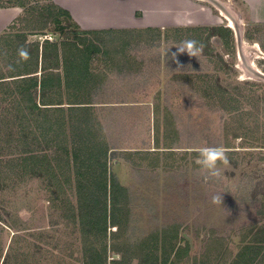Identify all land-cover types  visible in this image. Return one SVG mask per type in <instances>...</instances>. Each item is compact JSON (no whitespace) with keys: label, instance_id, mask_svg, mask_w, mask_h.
<instances>
[{"label":"rangeland","instance_id":"rangeland-1","mask_svg":"<svg viewBox=\"0 0 264 264\" xmlns=\"http://www.w3.org/2000/svg\"><path fill=\"white\" fill-rule=\"evenodd\" d=\"M261 2L260 7L253 3L251 11L258 12L253 19L241 0L83 3L90 14L80 17L99 20L100 24L105 21L142 28L128 38L124 58H113L111 66H106L108 57L102 55L94 62L97 72L106 73L107 81L104 89H97L98 111L93 114L110 149L109 173L130 197L126 235L131 243L176 225L178 237L190 244L192 256L209 249L213 238H228L235 250L239 237H233L232 232L236 235L264 217V0ZM214 27L230 29V47L211 30ZM190 28L205 30L174 32ZM157 29L160 37L156 36ZM50 36L58 39L57 35ZM37 39L36 35L31 38ZM108 39L102 36L98 41L104 43L101 48L111 51ZM190 40L202 46L196 57L178 50ZM0 47H4L3 40ZM7 51L18 57L20 47L9 43ZM202 89L211 97L203 98ZM216 91L220 96L227 91L226 98L242 101L235 116L247 114L248 135L235 139L225 135V122L234 114L224 109L228 100L221 103ZM6 107L7 103L0 102V114ZM149 114L154 145L132 144L130 132L139 135L141 125L147 128ZM166 116L177 133L174 136L170 128L168 145L163 144ZM2 134L0 131V139ZM226 140L230 148H226ZM217 146L224 148L230 165L220 178L206 179L197 158L200 149ZM19 150L0 141V264L9 254L14 233L20 240L14 245L15 255L9 264H83L78 222L73 224L66 217L71 215L67 209L76 207L71 164L66 166V175L71 176L68 184L62 177L54 179L46 174L41 178L21 176L10 164ZM31 152L44 155L47 165L58 171L55 162H48L51 151L46 146ZM218 195H222V202L214 200ZM114 256L107 253L108 263L117 259Z\"/></svg>","mask_w":264,"mask_h":264},{"label":"trees","instance_id":"trees-1","mask_svg":"<svg viewBox=\"0 0 264 264\" xmlns=\"http://www.w3.org/2000/svg\"><path fill=\"white\" fill-rule=\"evenodd\" d=\"M13 6L22 8V15L10 27L9 33L0 35V42L3 40L4 44V47H0V102L7 103L0 114V131L3 133L0 141H4L7 148L12 146L13 149H22L10 161L18 175L29 174L41 178V175L46 174L54 179L62 177V181L66 180L67 184L73 176L76 207L70 205L67 210L71 215L66 217L73 224L78 222L83 264H132L134 260L137 264H219L224 255L219 256L215 263L210 252L205 258L207 261L192 257L189 243L178 237L176 225L149 234L137 243H131L127 238L130 197L127 189L109 173V148L102 126L93 114L91 89H87V86L91 81L103 82L107 78L104 72L89 70L92 58L100 55L108 57L105 63L111 66L113 58H124L126 46L130 45L128 38L139 30L83 31L66 10L51 0H0V9ZM182 30L194 33L202 32L205 28L176 29L174 32L181 33ZM211 30L226 47H230L233 41L230 29L214 27ZM155 31L156 36L160 37L161 31ZM29 35L45 39L42 43L39 40L29 42ZM49 35H57L58 39L49 41L46 38ZM102 36L109 37L111 51L101 48L104 43L101 44L102 41L98 39ZM9 43L26 51L27 57L19 56V53L18 57L8 54ZM58 54L63 59L62 76L57 71ZM73 55L74 60L71 62L69 59ZM40 56L43 67L46 59L52 58L54 68L38 77L36 73ZM73 64L75 70L71 76L67 65ZM206 90L202 89L203 98L211 97L205 93ZM227 93L222 91L220 96L219 91H216L221 103H224ZM226 99L228 103L224 109L234 115L225 122V135L233 139L241 137L240 134L248 135L247 114L243 118V114L235 116L242 108V101L231 96ZM220 102L219 106L222 105ZM166 117L164 145L167 144L170 131L174 130V136H177L172 120ZM156 127L155 134L158 132ZM226 141V148H230L229 141ZM155 142L158 146L157 138ZM42 144L51 151L48 162H55L58 171L47 165L44 155L31 152L32 148H39ZM69 164L72 168L70 177L66 175V166L69 167ZM260 220L245 227V230L255 231L253 240L262 244L256 253L264 245V217ZM0 221H3L1 214ZM19 238L17 233L12 235L9 254H5L1 264H9L15 255L14 245ZM219 249L220 245H217L214 252ZM252 249L255 253L254 247L241 250L230 264H252L256 255H249L247 259L244 254ZM108 252L117 259L112 258L108 263ZM2 253L0 251V256Z\"/></svg>","mask_w":264,"mask_h":264},{"label":"crops","instance_id":"crops-1","mask_svg":"<svg viewBox=\"0 0 264 264\" xmlns=\"http://www.w3.org/2000/svg\"><path fill=\"white\" fill-rule=\"evenodd\" d=\"M55 5H57L58 7L66 10L72 20L77 24V26L83 30V31H106V30H129V29H140L141 27H135L133 25L130 24H112L110 22H102L101 24L98 23L97 21L99 20H93L91 18L85 19V16H81L80 15H84L85 13L90 14V10L88 5L87 6H83V3H86V0H51ZM242 2H244V5L249 8V14L250 17H257V13H253L252 7H253V3L255 2L257 6L260 7L261 5V0H241ZM254 1V2H253ZM78 4L81 8H84L82 10H79L77 5ZM22 15V8L17 7V6H13V7H7V8H1L0 9V35L4 34V33H9L10 32V27H12L13 25H15L14 23L16 22L17 18L20 17ZM84 18V19H83ZM255 19V18H254ZM93 21V22H91ZM101 22V21H100ZM18 29V28H17ZM142 29V28H141ZM15 32V31H14ZM35 36V35H29L28 36V41H34L31 40V38ZM38 38V36H36ZM50 35L48 37H46L49 41H54L56 39H53L51 37V39H49ZM45 38H38L37 40L40 41V43H42V40H44ZM99 56H96L94 58H92V60L89 63V70L93 72L96 71L95 66H94V62L97 60ZM62 56L61 54H58V58H57V62H59V68H57V71L61 74V76L63 75V65L62 63ZM71 62L74 60V55L72 56V58L69 59ZM104 61V60H103ZM43 61L41 59V56L39 57L38 60V71L36 73V75L38 77L41 76V74L43 73H48L50 71L53 70L54 68V64H53V59H46L45 61V67H43ZM42 67L44 68V70L42 69ZM73 67V68H72ZM67 70L70 71L71 76H73V72L75 70L74 68V64L72 66L67 65ZM105 81H107V78L103 81V82H97L96 80L91 81L88 86L87 89H91V102L93 105V108H96L95 106H97L98 102L95 101V97H96V93H97V89H104V83ZM86 88V87H85ZM63 107H67V105H63ZM98 111L97 108L94 109V111ZM141 129H140V133L139 135H136V133H133V131L130 132V139L132 141V144H139V142L141 143H145L148 144V142L152 143L154 145V142L151 139L150 136V128H151V115L149 114L147 116V122H146V126L147 128L143 127V125H141ZM146 129L148 130V133L146 132ZM138 136V137H137ZM129 139V140H130ZM136 142H133L135 141ZM128 140V141H129ZM110 152V149H109ZM255 235V231L250 232V230H245V228H241L238 231V234L235 235V232H232V236H237L239 237V242L237 245L234 246L235 250L232 249V245L230 243L231 240L224 239V238H213L212 242H211V247L206 250H203L200 255L196 258L202 259L203 261H207L205 260L206 257H208L209 252L213 254V263H215L217 261V259L219 258V256L224 255V258L221 259L219 262V264H230L232 263L233 260L236 259L238 253L241 250H245V249H249L250 247H254L255 248V253L254 250H249L248 252L244 253L246 258L249 259L250 256L254 254L252 257H254L255 255V260L252 264H264V245H263V249H261L258 253L257 249L260 247L259 243H256L253 240V237ZM252 238V239H251ZM187 242V241H186ZM217 245H220V249L217 250L216 252H214L217 249ZM190 247V244H189ZM219 251H221L222 253L219 254ZM190 255H191V251H190ZM192 256V255H191ZM195 257V256H192Z\"/></svg>","mask_w":264,"mask_h":264},{"label":"clouds","instance_id":"clouds-1","mask_svg":"<svg viewBox=\"0 0 264 264\" xmlns=\"http://www.w3.org/2000/svg\"><path fill=\"white\" fill-rule=\"evenodd\" d=\"M202 46H197V42L190 40L185 42L182 47H179V52H187L190 56H197V53L201 51ZM19 55L27 57L28 53L24 50H20ZM199 165V171L205 174V178H220L224 174V168L230 165L228 156L225 150L221 146L217 147H204L200 149L199 156L197 158ZM222 195L214 197V200L221 199Z\"/></svg>","mask_w":264,"mask_h":264},{"label":"water","instance_id":"water-1","mask_svg":"<svg viewBox=\"0 0 264 264\" xmlns=\"http://www.w3.org/2000/svg\"><path fill=\"white\" fill-rule=\"evenodd\" d=\"M213 2H214V0H213ZM235 24V27H234V29H235V31H237L236 29H237V27H236V22L234 23ZM250 71H253L252 69H250ZM261 76V75H260ZM261 77H263V76H261Z\"/></svg>","mask_w":264,"mask_h":264},{"label":"bare ground","instance_id":"bare-ground-1","mask_svg":"<svg viewBox=\"0 0 264 264\" xmlns=\"http://www.w3.org/2000/svg\"><path fill=\"white\" fill-rule=\"evenodd\" d=\"M229 17H230V16H229ZM227 19H228V18H227ZM232 20H234V19H232ZM233 23H235V20H234V22H233ZM233 23H232V24H233ZM230 24H231V23H230ZM234 26H235V24H234Z\"/></svg>","mask_w":264,"mask_h":264},{"label":"built area","instance_id":"built-area-1","mask_svg":"<svg viewBox=\"0 0 264 264\" xmlns=\"http://www.w3.org/2000/svg\"><path fill=\"white\" fill-rule=\"evenodd\" d=\"M40 39V38H39ZM49 39H51L50 37H49Z\"/></svg>","mask_w":264,"mask_h":264}]
</instances>
